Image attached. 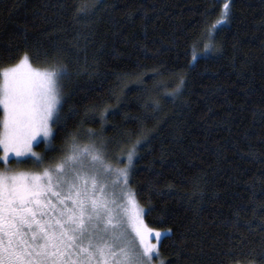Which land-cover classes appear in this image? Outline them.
<instances>
[{
    "label": "trees",
    "instance_id": "16d2710c",
    "mask_svg": "<svg viewBox=\"0 0 264 264\" xmlns=\"http://www.w3.org/2000/svg\"><path fill=\"white\" fill-rule=\"evenodd\" d=\"M93 2L95 15L77 21ZM221 2L0 0V70L46 51L71 74L55 148L91 130L119 155L151 134L130 187L146 225L172 232L159 247L166 264H264V0H233L213 39ZM181 80L182 94L166 95Z\"/></svg>",
    "mask_w": 264,
    "mask_h": 264
},
{
    "label": "snow or ice",
    "instance_id": "6c2138e0",
    "mask_svg": "<svg viewBox=\"0 0 264 264\" xmlns=\"http://www.w3.org/2000/svg\"><path fill=\"white\" fill-rule=\"evenodd\" d=\"M96 8L94 2L80 5L75 18L90 20ZM232 10L233 0H223L220 19L205 36L214 39ZM204 51H215V45ZM33 62L45 66L34 68ZM70 75L67 65L46 51H26L14 66L0 70V264H154L157 259L166 264L159 247L172 232H153L144 224L146 208L130 187L137 149L151 143V134L141 132L119 155L91 130L87 143L77 131L61 148L53 146V126L66 119L63 88ZM182 85L183 80L166 95H181ZM94 116L86 111L85 120ZM38 138L43 152L33 150ZM55 151L61 155L49 158ZM46 159L54 162L44 166ZM26 164L42 171L19 167Z\"/></svg>",
    "mask_w": 264,
    "mask_h": 264
},
{
    "label": "rangeland",
    "instance_id": "374dc122",
    "mask_svg": "<svg viewBox=\"0 0 264 264\" xmlns=\"http://www.w3.org/2000/svg\"><path fill=\"white\" fill-rule=\"evenodd\" d=\"M221 1V0H220ZM222 3V2H221ZM221 7H222V4H221ZM14 66V65H13ZM33 67L34 68H37L35 65H33ZM0 81H2V77H0ZM0 109L2 110V113H3V109H2V106H0ZM38 139H41V138H38ZM40 143H43L42 142V139H41V142ZM39 143V144H40ZM85 143H87V142H85ZM36 146H37V144L36 143H34L33 144V150L34 151H36V152H41V151H38L37 149H36ZM2 151V150H1ZM3 155V152H1V156ZM45 163H46V161H45ZM13 167H16V165L13 163V165H12ZM44 166H46V164L44 165ZM3 167V164L2 163H0V168H2ZM22 170H30V171H42V168H40V170H34V169H36L33 165H31V164H26V165H20L19 166ZM121 167H123V166H121ZM141 206V205H140ZM142 207V206H141ZM143 220H144V218H143ZM144 224L146 225V223H145V221H144ZM147 226V225H146ZM148 227V226H147ZM149 229H151L150 227H148ZM153 232H163V231H159V230H154V229H151ZM152 243H156V241H155V239H152V241H151ZM154 264H157V263H155L154 262Z\"/></svg>",
    "mask_w": 264,
    "mask_h": 264
}]
</instances>
